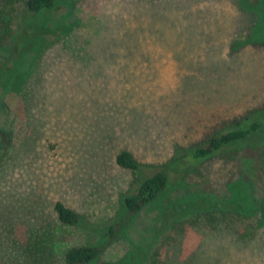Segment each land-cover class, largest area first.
Returning <instances> with one entry per match:
<instances>
[{
	"label": "rangeland",
	"instance_id": "rangeland-1",
	"mask_svg": "<svg viewBox=\"0 0 264 264\" xmlns=\"http://www.w3.org/2000/svg\"><path fill=\"white\" fill-rule=\"evenodd\" d=\"M15 8L0 55V264H66L82 246L101 248L91 264H264V227L242 239L249 222L235 211L262 207L264 127L170 170L169 190L141 211L122 204L178 152L264 108V0ZM124 150L154 168H121ZM215 196L236 215L202 212ZM57 202L80 225L61 224Z\"/></svg>",
	"mask_w": 264,
	"mask_h": 264
},
{
	"label": "trees",
	"instance_id": "trees-1",
	"mask_svg": "<svg viewBox=\"0 0 264 264\" xmlns=\"http://www.w3.org/2000/svg\"><path fill=\"white\" fill-rule=\"evenodd\" d=\"M21 3L26 5L28 13L32 15L33 13L52 10L55 8L56 0H0V55L7 54L8 44L13 37L12 31L16 19L15 6ZM18 50L20 49L18 48ZM262 112H264V108L254 111L252 113L254 114L252 116H255L254 119L248 117L244 120L226 122L222 128H218L207 135L202 145L178 152L168 164L158 166V169H156L153 175L138 181L139 186L135 194H129L123 197L122 204L125 209L132 213H137L166 193L171 186L168 175L170 170L186 172L206 162L224 149L246 142L258 135L264 127V121L257 119ZM116 163L121 168L131 170L135 173L145 168H154V166L140 163L134 155L127 150L118 154ZM220 201L221 200L216 196L215 198H210L207 204L208 208L202 207V212L208 214V212L215 210L219 211L225 217L230 214L236 215L232 212L234 210L229 209V211H227L216 209L220 207ZM244 206V210H235L238 214L236 216H240L249 222L248 225L245 226L243 232L237 231V234H239L242 239H244V237H254L255 231L264 227V201L262 207L258 206L255 209L250 208L249 205L246 204H244ZM54 209L61 224L72 227L80 225L81 217L74 209L66 206L62 202H57ZM198 209L199 208L196 210ZM100 254L101 248L99 246L73 247L66 251L65 263L91 264L98 259Z\"/></svg>",
	"mask_w": 264,
	"mask_h": 264
}]
</instances>
